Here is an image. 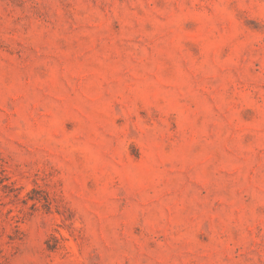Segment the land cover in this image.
I'll return each mask as SVG.
<instances>
[{"label": "rangeland", "instance_id": "374dc122", "mask_svg": "<svg viewBox=\"0 0 264 264\" xmlns=\"http://www.w3.org/2000/svg\"><path fill=\"white\" fill-rule=\"evenodd\" d=\"M0 264H264V0H0Z\"/></svg>", "mask_w": 264, "mask_h": 264}]
</instances>
